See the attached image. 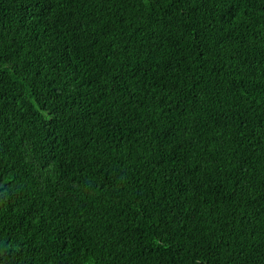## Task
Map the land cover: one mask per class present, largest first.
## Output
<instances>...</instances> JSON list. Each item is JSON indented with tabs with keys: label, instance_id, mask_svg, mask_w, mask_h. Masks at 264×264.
I'll return each mask as SVG.
<instances>
[{
	"label": "trees",
	"instance_id": "trees-1",
	"mask_svg": "<svg viewBox=\"0 0 264 264\" xmlns=\"http://www.w3.org/2000/svg\"><path fill=\"white\" fill-rule=\"evenodd\" d=\"M0 264H264V0H0Z\"/></svg>",
	"mask_w": 264,
	"mask_h": 264
}]
</instances>
